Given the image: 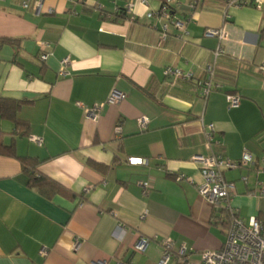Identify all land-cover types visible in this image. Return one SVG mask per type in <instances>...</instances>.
<instances>
[{
  "label": "crops",
  "instance_id": "obj_1",
  "mask_svg": "<svg viewBox=\"0 0 264 264\" xmlns=\"http://www.w3.org/2000/svg\"><path fill=\"white\" fill-rule=\"evenodd\" d=\"M37 1L0 0V40L19 41L0 43V98L29 102L19 117L44 145L16 136L17 155L37 159L39 173L67 192L43 196L27 186L17 159L0 156V264H159L167 239L175 244L169 264H183L177 254L183 246L193 262L203 251L221 250L225 233L197 191L202 167L193 161L214 153L209 125L229 159L251 154L249 167L224 178L235 184L230 204L237 215L264 226V3L259 9L172 0L171 21L158 22L147 15L166 0H133V13L125 9L130 0H46L40 10ZM175 21L186 24L185 34ZM223 28L221 44L204 37L207 29ZM219 46L225 54L213 79L223 89L202 98L200 84L210 78L206 67ZM65 59L69 75L62 77ZM168 67L192 79L166 77ZM114 91L125 100L105 104ZM227 94L241 97L238 108ZM100 104L93 120L85 107ZM142 117L149 119L144 131ZM0 132L10 143L14 126L0 118ZM130 158L148 165H130ZM144 182L151 183L148 193ZM142 239L143 252L136 249Z\"/></svg>",
  "mask_w": 264,
  "mask_h": 264
},
{
  "label": "built area",
  "instance_id": "obj_2",
  "mask_svg": "<svg viewBox=\"0 0 264 264\" xmlns=\"http://www.w3.org/2000/svg\"><path fill=\"white\" fill-rule=\"evenodd\" d=\"M46 0H38L35 7L40 10L43 3ZM86 1H96V0H86ZM200 2L201 0H196ZM229 5L234 7H244V6H255L256 8L262 9L263 0H227ZM30 2H24V7L28 8ZM142 4L146 5L147 1L142 0ZM172 0H166L165 4L161 7L159 11L148 13L149 19H156L160 22L163 20L171 21L172 17L169 12V6ZM101 9L100 6L97 5ZM194 8V6H192ZM126 11L129 13L134 12L133 0H130L126 5ZM173 23V24H172ZM171 24L181 33H186V24L180 21L172 22ZM160 32L162 34V39L165 41L168 37L169 25H161ZM205 38L217 39L219 43L225 41L227 38L226 30L223 29H207L204 33ZM225 51L222 46H219L215 51V61L213 64L206 67V71L210 78L205 80L200 84V95L202 98H207L212 92L221 91L223 85L214 81V70L216 67V60L223 56ZM48 54L43 53L40 56L42 61H46ZM70 65L69 59H65L61 62V68L59 70V75L62 77L68 76V66ZM260 70L264 74V61L260 66ZM166 77H173L175 81H190L192 79L191 74L183 73L179 69L168 67L165 71ZM228 101L231 108H238L241 103V97L234 94H227ZM126 95L121 92L114 91L108 98L105 104L116 105L123 100H125ZM95 105L92 108L85 107L87 115H89L93 120H97L104 105ZM141 130H147L149 125V119L147 117H142L138 121ZM121 126H117V135L121 134ZM207 138L208 148L213 150L215 146H219L220 142L214 139L215 130L212 125L207 127L205 132ZM29 140L39 147L44 145V140L40 137L30 136ZM193 161L200 164L201 174L203 182L197 186V191L199 195L204 198L213 208V211L221 212L223 210H228L232 215L233 219L230 221L228 228L224 231L225 242L221 250H208L201 253V260L199 262H193L190 260L186 247H181L178 250V256L183 264H264V226L260 223L257 217H251L248 222L241 219L237 212L231 207L230 201L235 194L236 187L233 182L226 181L224 178V173L227 171L239 170L247 168L252 163V156L248 151L243 153L240 160L234 161L229 159L227 156L219 153H212L210 155L195 156ZM264 162V158H263ZM130 165H148V160L145 158H130ZM184 179V176L179 175L176 177V181L180 183ZM246 181L247 179L244 178ZM144 193H148L151 189L150 182H144L141 184ZM259 197L264 198V186L259 184ZM164 250L162 258L159 264H169L173 257L174 242L170 239L165 240L162 243ZM147 247V241L142 239L136 245L138 251H145ZM47 251H43V255H46ZM123 264H134V263H123Z\"/></svg>",
  "mask_w": 264,
  "mask_h": 264
},
{
  "label": "trees",
  "instance_id": "obj_3",
  "mask_svg": "<svg viewBox=\"0 0 264 264\" xmlns=\"http://www.w3.org/2000/svg\"><path fill=\"white\" fill-rule=\"evenodd\" d=\"M0 43L16 45L19 41L14 39H1ZM28 104L29 102L16 99L0 98V118L10 122L14 126V132L10 135V143H6L7 135L0 132V156L17 159L21 163L23 174L27 177V186L36 190L45 197L52 198L57 194H63L67 191H65V189L55 181L39 173L38 167L40 162L37 159L31 157H20L16 152V136L20 135L22 137H30V124L19 117L23 107ZM213 152L225 155L221 148V144L219 146H215L213 148ZM87 163L99 172L107 171V167L102 164L90 160ZM213 212L215 224L224 232L228 228L230 221H232L233 215L228 210Z\"/></svg>",
  "mask_w": 264,
  "mask_h": 264
}]
</instances>
